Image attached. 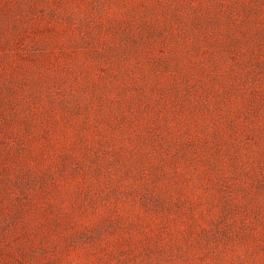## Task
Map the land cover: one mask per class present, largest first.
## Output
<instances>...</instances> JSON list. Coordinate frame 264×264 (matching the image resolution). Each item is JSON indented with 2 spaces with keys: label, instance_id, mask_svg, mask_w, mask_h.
<instances>
[{
  "label": "rangeland",
  "instance_id": "1",
  "mask_svg": "<svg viewBox=\"0 0 264 264\" xmlns=\"http://www.w3.org/2000/svg\"><path fill=\"white\" fill-rule=\"evenodd\" d=\"M0 264H264V0H0Z\"/></svg>",
  "mask_w": 264,
  "mask_h": 264
}]
</instances>
